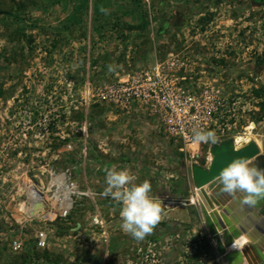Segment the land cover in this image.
Returning <instances> with one entry per match:
<instances>
[{"label":"rangeland","instance_id":"1","mask_svg":"<svg viewBox=\"0 0 264 264\" xmlns=\"http://www.w3.org/2000/svg\"><path fill=\"white\" fill-rule=\"evenodd\" d=\"M174 57L235 102L237 134L262 135L264 0H0V264H224L184 174L187 163L205 165L215 143L180 152L151 113L110 91L117 78ZM113 166L150 181L153 196L182 200L143 241L121 230L103 200V229L87 225L85 198L45 225L21 212L26 189L45 184L48 171L68 169L80 188L104 190Z\"/></svg>","mask_w":264,"mask_h":264},{"label":"built area","instance_id":"2","mask_svg":"<svg viewBox=\"0 0 264 264\" xmlns=\"http://www.w3.org/2000/svg\"><path fill=\"white\" fill-rule=\"evenodd\" d=\"M188 63L183 57L157 60L149 67L117 78L111 85L110 91L116 100L119 97L120 102H136L151 113L157 129L177 143L178 151L184 153L191 151L194 155L193 152L203 143L197 144L191 141L193 127L214 131L219 143L237 134L235 124L243 116L235 112V108L232 107L235 102H230L229 95L223 94L220 88L214 85L211 81L214 78L202 81L196 73H187ZM172 67L175 68V72L168 74L167 70ZM204 72L205 70L199 71L201 74ZM106 93L100 90L98 94L100 97H105ZM67 147L69 148L70 144ZM193 162L197 163L196 160ZM195 196L196 190L192 188L189 190L187 200L197 206ZM155 197L161 199L163 209L182 204L179 197ZM78 198L87 199L93 207L92 211L87 213V225L91 228H105L106 220L97 204L99 200L108 202L110 210H114L120 218L119 206L111 197H105L104 190L80 188L76 178L68 169L59 172L48 171L45 184L32 182L25 192L24 207L20 209L30 220L37 219L45 225L57 218L67 217ZM35 245L37 248H44L47 245V233L43 228H39L36 233ZM21 246L22 242L19 239L10 242V248L14 251L20 250Z\"/></svg>","mask_w":264,"mask_h":264},{"label":"water","instance_id":"3","mask_svg":"<svg viewBox=\"0 0 264 264\" xmlns=\"http://www.w3.org/2000/svg\"><path fill=\"white\" fill-rule=\"evenodd\" d=\"M260 139L263 154L259 158L250 161L254 166L264 169V132ZM210 153L212 156L208 164L187 163L185 164L184 174L199 197L197 206L201 220L208 233L216 240V252L224 264H248L245 263L242 252L243 249L250 247L253 250V262L264 264V247L263 250L260 249V244L264 243V197L258 198L253 204H245L242 203V196L238 194L239 197L237 196L236 201H233V197L238 192L235 195L223 192L216 179L220 170L233 159H252L255 157L259 153V146L256 142L251 141L235 148L232 138H228L214 144L210 148ZM244 205L249 207H247V212L243 211V220L246 217H252L253 219V224L251 226L248 224L249 227L245 231H250L253 228L261 230L259 239L256 240L258 242H253L248 246L244 245L243 248L228 250L235 243V239L243 232V228L239 226L242 220L237 219L234 223V216L233 221L231 219L232 215L235 214L233 211L241 210ZM217 210H220V212L216 216ZM251 233L249 232L250 235H253Z\"/></svg>","mask_w":264,"mask_h":264},{"label":"clouds","instance_id":"4","mask_svg":"<svg viewBox=\"0 0 264 264\" xmlns=\"http://www.w3.org/2000/svg\"><path fill=\"white\" fill-rule=\"evenodd\" d=\"M108 14V9L101 7ZM113 71V66H108ZM190 139L194 143H217L212 130L193 127ZM130 169L115 166L105 169L104 195L119 206L120 228L136 241L151 235L163 218V203L151 195L152 184L148 180L137 183ZM221 190L227 194L242 193V203L253 204L264 197V169L252 164L249 159L236 158L224 166L217 176Z\"/></svg>","mask_w":264,"mask_h":264},{"label":"bare ground","instance_id":"5","mask_svg":"<svg viewBox=\"0 0 264 264\" xmlns=\"http://www.w3.org/2000/svg\"><path fill=\"white\" fill-rule=\"evenodd\" d=\"M261 136L259 138H257L256 135L253 134L251 128H248V130L244 131L243 133H240V134L235 135L232 138V141H233V144H234V147L235 148H239V147H241V146H243V145H245V144H247V143H249L251 141L256 142L258 144V146H259V153L256 155L258 157L255 156L252 159H249V160H255V159L259 158V156H261V154H263L262 153V142H261V139H260ZM211 156L212 155L210 153L209 159L211 158ZM208 162H209V160H208ZM238 194H240V193L238 192L236 194V196H234V198H236ZM241 196H242V193H241ZM234 198H233V201H235ZM195 200H196V203H199L198 202L199 201V197H198L197 193H196V196H195ZM247 207H249V206L244 205L242 207V209L239 210V212H237V215L235 214V215H232V217H231V219L233 221V216H234V221H233L234 223L237 221V219H241L242 220L241 223H240L241 225H239V226L241 228H243V232H242V234L237 239H235V243L228 250H233V249H237V248H243L244 245L248 246V244H252L253 242H256V243L258 242L256 240H258V236L260 235L261 230H257V228L253 229L252 230V233H251L253 235H250L249 234V232H251V231H249V230L245 231L246 229H248V224L251 226V224L253 223L252 217L251 218L246 217V220L245 219L244 220L242 219V216L244 215L243 214V211L244 212H247ZM216 209H218V208H216ZM218 212H220V210H217L216 216L218 215L217 214ZM210 237H211L212 242L214 243L215 248H216V240L214 238H212L211 235H210ZM260 243H262V241H260ZM260 247H261L260 249L263 250L264 243H262V245L260 244ZM242 256L244 258L245 263H248V264H255L256 263V262H253V259H252V257H253V250H252V248L247 247V249H243Z\"/></svg>","mask_w":264,"mask_h":264},{"label":"flooded vegetation","instance_id":"6","mask_svg":"<svg viewBox=\"0 0 264 264\" xmlns=\"http://www.w3.org/2000/svg\"><path fill=\"white\" fill-rule=\"evenodd\" d=\"M237 54V57L238 58H242V53H241V55L239 56L238 55V53L237 52H234L233 53V55H228V57H231V56H234V58H235V55ZM244 56V55H243ZM236 57V59L238 60V58ZM226 62V61H225ZM227 63V62H226ZM239 63V62H238ZM228 64V63H227ZM227 64H226V66H227ZM229 65V64H228ZM238 67H241V66H239V65H237ZM258 67L259 68H261V64H259L258 65ZM242 68H244V67H242ZM258 70V69H257ZM258 87H260L261 88V86H258ZM259 97H258V104H259V107H258V109H257V111H259L260 113H259V118H261V106H262V104H261V102H262V88H261V92L259 91V95H258ZM245 98V97H244ZM260 122V121H259ZM261 123V122H260ZM264 132V126H263V128H262V133Z\"/></svg>","mask_w":264,"mask_h":264},{"label":"crops","instance_id":"7","mask_svg":"<svg viewBox=\"0 0 264 264\" xmlns=\"http://www.w3.org/2000/svg\"><path fill=\"white\" fill-rule=\"evenodd\" d=\"M210 155V154H209ZM208 160H209V157L207 158ZM207 159H206V163L205 164H207L208 162H207ZM199 164V163H198ZM190 189H192V186L190 185ZM226 195V194H225ZM240 196H241V193L239 194ZM239 195H237V196H239ZM236 196V195H235ZM234 198V197H233ZM235 199V198H234ZM236 201V200H235ZM198 212H199V210H198ZM237 212H239V210L237 209ZM237 212L236 211H233V213H235L236 215H237ZM234 214V215H235ZM198 216H200V212H199V215ZM243 219V218H242ZM200 220H201V216H200ZM246 220V219H245ZM202 221V220H201ZM202 223V222H201ZM253 224V223H252ZM251 224V225H252ZM249 227V226H248ZM254 229V228H253ZM252 229V230H253ZM252 230H250L251 232H252ZM258 239H259V236H258ZM252 243V242H251Z\"/></svg>","mask_w":264,"mask_h":264},{"label":"trees","instance_id":"8","mask_svg":"<svg viewBox=\"0 0 264 264\" xmlns=\"http://www.w3.org/2000/svg\"><path fill=\"white\" fill-rule=\"evenodd\" d=\"M167 24H164L161 28H160V32H162L164 30V28L166 27Z\"/></svg>","mask_w":264,"mask_h":264}]
</instances>
